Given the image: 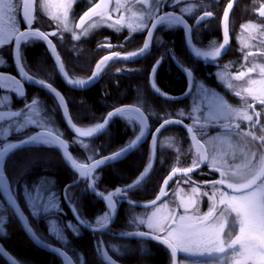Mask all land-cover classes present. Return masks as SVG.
<instances>
[{
	"label": "trees",
	"instance_id": "16d2710c",
	"mask_svg": "<svg viewBox=\"0 0 264 264\" xmlns=\"http://www.w3.org/2000/svg\"><path fill=\"white\" fill-rule=\"evenodd\" d=\"M252 1L258 0H239L232 12L231 29L234 28L235 24L239 25L243 21L253 19L255 14L253 12L254 6L251 5ZM227 2L228 0H201V2L189 3L188 5L180 2L179 6L172 7L168 0H159V5L153 0L152 5L155 9V16L164 12H174L182 16L192 28V45L202 51H208L209 46L217 48L221 43L219 24L223 8ZM90 6L89 0H76L73 9L70 11L71 20L68 22V30L60 36L57 35L52 38L65 71L72 79L90 77L98 60L113 51L123 55L129 51L138 50L142 47L147 32L146 28L139 32H130L131 30L127 29L128 31L115 33L110 28L102 26V28L93 30L86 36L81 35L79 40H74L73 33H81V30L75 28V24L79 22L80 15ZM184 7H191L192 11L182 13L180 9ZM127 10L125 9V11ZM205 11H212L213 16L206 18L197 25L196 20ZM37 17L40 19L39 22H43L44 19L47 20L40 13ZM154 18L151 16V19L147 20V27ZM33 27L37 26L33 24ZM18 28L19 30L24 28L21 20H19ZM50 28L47 30L52 31L53 29ZM236 31L233 30L229 33L230 47L226 55L216 62L204 64L192 58L188 53L184 44L183 30L179 26L169 29L160 25L154 32L151 49L147 56L131 63H109L101 72L98 82L83 91L71 90L61 82L50 59L48 49L42 42L33 41L30 44H22L21 54L30 74L51 83L63 95L69 115L77 126H93L95 123L102 122L107 113L114 108L135 104L141 106L148 118L150 130L153 132L164 118H179L177 114L181 109L188 113L189 104L191 113L190 95L193 91L192 89L190 95L179 102H169L157 98L149 86V76L156 60L160 59L161 56L164 57L155 73L154 82L162 92L171 97L184 94L188 86L187 79L175 64L183 69L187 68L191 72L194 87L200 82L207 87L217 88L216 71L239 73L247 66L245 62L246 53L241 45V39L235 41ZM157 38H162L164 43L159 44ZM106 43H111L112 48L102 46ZM1 56L8 67L0 69V73H11L12 44H8L6 51ZM173 56L176 59H173ZM117 69H121V71L117 72ZM221 90H223L224 97L228 101L227 93L223 88ZM24 92L25 96L18 106L17 99H14L13 103L10 102L11 106L23 110L25 102L30 103L33 98H37L44 114L50 116L54 126L64 134L63 138L69 143V151L80 162H89V157L94 154H96L95 158L110 155L125 146L139 133V126L134 128L119 117L112 121L107 131L101 136L91 141H85L88 144L86 149L83 145L75 142L74 137L64 126L60 106L50 94L31 86H24ZM21 119L23 117L17 118V120ZM183 120L189 125L192 124L189 120ZM2 122L8 123L9 121ZM32 128L29 127L24 130L25 134L35 133L36 131H33ZM22 134L20 132L16 137ZM5 142L14 141H4L3 143ZM189 150L191 148L184 131L177 126L166 127L158 136L156 162L151 174L139 187L130 191L127 198L136 203H146L154 199L163 179L171 169L189 159ZM149 163H151V151L149 141H147L124 159L96 170L98 180L95 182V190L107 193L115 191L117 187H124L135 180ZM3 167L10 182L15 186L18 204L34 231L53 247L66 252L75 264H77L76 256L79 255L82 257V264H104L102 257L98 254L97 247L98 242L101 241L103 242V249L120 264H164V262L167 264L162 251L164 249H159L156 244L117 237L122 232L145 231L143 225L129 223V221H135L143 210L132 208L124 202L118 206V213L113 225L105 232L90 233L79 228L77 235L67 229L66 222L76 223L70 215L69 209L72 208L69 203L64 201L62 194L65 186L73 184L78 176L67 169L56 148L33 146L15 151L7 158ZM42 177H47L53 181L54 188L61 193L60 207L62 212L33 217L24 199L23 186L31 187ZM70 191L81 216L86 221H94L96 216L104 211L101 202L88 190L86 180L81 179L79 183L73 185ZM0 205L5 206L2 199H0ZM6 215L8 217L4 225V233L6 234L0 235V246L17 264H63L55 255L35 247L30 242L15 215L11 212H7ZM50 218H55L57 223L59 222V226L64 229L65 241L59 242L49 233ZM150 250L160 251L156 253V256H150L148 255ZM0 264H7L1 256Z\"/></svg>",
	"mask_w": 264,
	"mask_h": 264
},
{
	"label": "snow or ice",
	"instance_id": "6c2138e0",
	"mask_svg": "<svg viewBox=\"0 0 264 264\" xmlns=\"http://www.w3.org/2000/svg\"><path fill=\"white\" fill-rule=\"evenodd\" d=\"M40 0H0V23H3L5 19L12 26V32L9 33L8 37L3 35L4 29L0 28V45L5 44L7 40L15 36V48H14V59L18 65V72L23 80L33 82L45 89H48L58 98V104L63 110V114L67 120V123L74 131V140L76 143L83 145L84 148H88V144L82 138H94L96 135L101 134L109 123L115 117L124 119L134 128L139 126V133L134 139H131L125 146L112 152L110 155H105L101 158H95L94 154L89 157V162H80L74 158L73 154L69 151V143L63 138V133L54 126L50 116L44 114L43 110L39 106L37 98H33L30 103L25 102L24 109L19 111L9 110L7 112L0 111V121L8 120L10 123L8 128L0 127V137H6L11 129H14L16 133L23 132L29 127H35L38 129L34 134H29L16 142H5L0 144V199L3 201V205L0 206V211L5 213L11 212L17 216L22 223L26 233L30 236L34 243L38 246L48 248L55 254H58L65 261L68 257L63 255L60 248L53 247L48 243L41 235L37 234L32 226L30 225L28 218L25 216L21 207L18 204V200L15 193V186L10 182L9 178L4 171V163L7 158L13 154L16 150L24 146H47L59 148L65 161L69 166L78 174V179L73 184L66 185L63 190V199L66 203H69L73 210L74 216L77 218V223L73 224L71 221L68 222L66 227L71 229L74 234H79L80 226L89 227L93 233L106 229L115 216L116 210L119 203L122 200H126L129 205H135V201L128 199V193L135 190L144 181L146 176L149 174V170L153 167L149 163L139 176L131 183L124 187H117L115 191H109L107 194L104 192H97L95 190V182L98 180L96 170L105 166L110 162L122 158L126 153L134 150L139 143L142 142L147 134V116L142 110L141 106L138 105H127L123 107H116L112 111L107 113V116L103 118L102 122L95 123L93 126L80 127L73 123L71 116L68 112V107L65 102L63 95L52 86L51 83L46 82L44 79L36 78L33 74L27 70L28 66L21 54V46L23 44H30L33 41H44L47 44L49 52L57 62L59 71L67 79V83L74 87H86L98 78L99 71L102 65L106 62L114 59H122L125 61L143 56L150 50V42L153 38V30L158 25L166 26L171 29L177 26H183L186 32L187 43L191 46V51L196 57L211 58L215 60L216 57L221 55V50L226 47L229 43V27L228 19L229 13L233 8V0H229L227 6L224 8L222 17V28H223V43L219 47L212 49L211 51H202L195 46H192L190 34L192 28L183 19L182 16L176 15L173 12H164L162 15L155 16V13L149 10L148 15L154 16L151 27H147L146 24H138L137 28L143 30L147 27V38L145 39L143 46L136 51H129L126 54L119 52H111L109 55L102 57L96 64V70H94L90 77L87 79H72L68 76L65 71L64 64L61 62V57L57 52L56 45L53 43L50 37L58 35V31H42L39 27H33L35 17L32 15L33 3H39ZM76 0H42L44 5L57 4L58 8L55 13L50 15V19L57 22V25L63 24L64 30H68L69 12L73 9V5ZM112 0H89L91 6L87 8L79 17V22L75 24L76 29H83L88 21H91L93 17H99L102 21H112L108 24V27L119 26L120 28L125 27L123 23L125 17L124 14H120L119 19L113 20L112 12H119V7L109 9L108 5ZM117 5H121L122 0H115ZM156 4L159 5V0H155ZM22 3L23 5V19L27 26L26 30H19L16 25L15 12L17 11L16 4ZM137 3L147 5L148 0H137ZM172 3L179 4L180 0H172ZM258 16L264 18V3H260L258 8L254 9ZM182 13H190L191 7L181 8ZM212 11H205L202 16L196 20V24L199 25L206 18L212 17ZM143 19V14H141ZM95 25H89L94 27ZM131 28V25H127ZM241 29L248 32L249 39H257L256 33L262 38L261 43H264V22L256 23L249 21L246 25H241ZM119 30V28L117 29ZM85 32L82 31L80 34L73 33V39L79 40L81 35ZM159 44H163L162 38H157ZM103 47L112 48L111 43L102 45ZM250 45L245 43L244 47L247 48ZM171 52V49H169ZM264 56V50L257 48L256 52L249 51L245 54V59L251 56ZM163 56L157 59L151 69L150 82L154 91L163 96L165 99H175L169 94L162 92V90L155 84L154 76L155 73L163 61ZM173 59H176L173 56ZM4 60L0 57V64H3ZM182 66V65H181ZM259 70L261 79H248L246 87L242 90L236 91L235 95L245 100V95L250 96L253 101L264 105V65L254 64L252 68H249L247 72H239L233 79L242 80L245 76L250 73ZM121 69H117L120 72ZM131 71V69H129ZM184 71L191 75V72L185 68ZM5 80L10 83H5ZM232 87L231 84L228 85ZM9 88L14 91L19 97H24L25 92L24 86L21 80L16 79L14 76L5 77L0 74V89ZM187 94V93H186ZM4 99H8L4 97ZM2 102V101H0ZM246 102V101H245ZM225 107L229 109L228 115L235 119H240L247 122H253V115L249 114L247 109H252L255 114V123L250 124V128H256L260 122L261 113L255 110L253 104L248 103L246 108L232 109L225 102ZM26 110V111H25ZM179 118L170 119L164 118L162 123L152 133V143H156L157 136L163 128L170 124H183V117L185 112L183 109L177 114ZM23 117L22 120L14 118ZM189 133H192L191 138L200 144V141L196 139V134L193 131L191 125H184ZM225 128L240 129L239 123H225ZM264 132V128L260 129ZM238 135L251 137L253 141H260L261 147H264V135L257 136L254 131H241ZM255 147V145H253ZM252 159L245 158V162L232 166L231 171H223L221 167L211 168L210 171H216L220 173V178L211 181H203V184L210 185V191H204L200 186L192 181L193 186L191 187V196L184 198L179 196V189L175 194L180 203L179 208L183 209V215H177L176 209H169L166 214L157 215L161 208L168 209L169 205L164 201V198L168 196V185L169 181L173 180L175 176L182 175L187 179L183 180V183L188 184L191 180L190 174L196 169L200 168L201 164L207 157H201L200 159H194L191 166L188 167H174L171 169L168 176H166L160 186L159 193L154 199L148 201L143 205L144 208H152L153 211L146 216V218L137 217L135 221H129V223H136L144 225L148 231H128L119 233L123 237H141L155 240L158 243L165 245L171 250V256L173 264H176L177 253H184L187 257H199V260H192L191 264H216L217 261L220 264H264V155H260L258 159L257 151L251 152ZM256 162L253 163V160ZM23 175V173H21ZM18 179V178H17ZM81 179L88 181V190L95 192L97 197L102 198L107 205V211L102 215L98 216L95 221V226L86 221L80 214L79 208L77 207L76 201L73 199L70 189L74 184L79 183ZM181 183V181H177ZM223 189H231L232 195ZM24 199L30 209L33 217L40 215H51L53 213L62 212L60 207L61 193L54 188V182L47 177L40 178L31 187L28 185L23 186ZM206 196L210 201V206L207 212L201 215H189L190 212H199V201L197 197ZM220 206H224L217 216V210ZM235 213L237 222L239 223V234L231 239L230 243L225 244L221 239V233L224 232L226 219L225 214ZM7 215H0V233H4V225L7 222ZM186 221H194L196 226L193 227L191 224H186ZM49 233L53 235L59 241H65L64 229L58 225L55 218L49 220ZM103 242H98V251H103ZM115 248V246H113ZM230 253V255H229ZM103 259L107 261V264H115V261L108 255L107 252H103ZM13 264L15 262L13 261Z\"/></svg>",
	"mask_w": 264,
	"mask_h": 264
},
{
	"label": "rangeland",
	"instance_id": "374dc122",
	"mask_svg": "<svg viewBox=\"0 0 264 264\" xmlns=\"http://www.w3.org/2000/svg\"><path fill=\"white\" fill-rule=\"evenodd\" d=\"M152 1L153 0H148V4L144 5V4L137 3V0H122L121 5H117L115 0H112V2L110 3L109 9L111 10V9L117 8V7H119V9H120L119 12L113 11L111 13L113 16V20L119 19L120 14L123 13L124 17H125L123 23L125 24V27H123V28H120L119 26L108 27V24L112 23V21L105 22V21H102L99 17H93L91 21H88L85 24L83 29H79V30H81V32L82 31L85 32L84 36H86L88 33L92 32L93 30L102 28V26L110 28L115 33H120L122 31H128V30H131L130 32H132V31L133 32L143 31L147 27H145L143 30H140L137 28V25L138 24H146L147 20L149 21L151 19V16L148 15V12H149V10L153 13L155 11L154 6L152 5ZM160 1H165V0H160ZM168 2H169V5L172 7L173 6H179L178 4L174 5L172 3V0H168ZM180 2L188 5L189 3L195 4L197 2H201V0H180ZM21 7H22V3L16 4L17 11L15 12V17H16L15 23L17 26L19 25V20H21V16H20ZM57 8H58L57 4L53 3L51 5H44L42 3V0H40L39 3H33L31 11H32V15L35 17L34 22H33L34 26L39 27L42 31H46L49 27H51L50 29L58 31L59 36L62 33H64L65 30H64L63 24H60L58 26L56 21H53L52 19H50V15L55 13ZM125 9H128V10L125 11ZM39 13L41 15H43L47 20L44 19L43 22H39L40 19H38V17H37V15ZM141 14H143V19L140 18ZM70 20H71V17H70V12H69V22H70ZM129 24L131 25V28H129L127 26ZM89 25H95V26L89 27ZM0 28L4 29L3 35L5 37H8L9 33L12 32V26L7 22V19H5V21L3 23H0ZM118 28H119V30H117ZM231 30H237L235 33V41H237L238 39H241V45L243 47V50L246 49L244 47V44L245 43L248 44V42L251 40V39H249L248 32L243 31L241 29V25H237V24H235L234 28L232 27ZM256 36H257V39H256L257 40V48L264 50V47L261 46V42H260L261 37L259 36L258 33H256ZM14 37L15 36L13 35L12 38L7 40V42L5 44L0 45V57H2L1 54L6 51V47L8 46V44L9 45L12 44ZM214 48H215L214 46H209L208 51H211ZM256 61H257L256 59L249 58V68H252L250 66L251 63L256 62ZM261 62L264 65V56H261ZM262 64H260V65H262ZM7 67H8V65L6 64V62L4 60V63L0 64V69L7 68ZM0 74L6 75L5 73H0ZM236 74H238V73H232V72H228V71H226V72L216 71L215 79H216L217 84H218L217 88L216 87H212V88L207 87L205 84L200 83V82H198L195 85V87L193 86V91L190 95L191 113H190V104H189V112L185 113V116L182 119L189 120L190 122H192V124H190V125L192 126L193 131L197 134V137L201 138L202 141L205 143L207 151L212 152V149L226 150L225 138H227L228 136H234L235 138H240V140H242V138H246V136H242V134L238 135L237 134L238 132L237 133H231V134L219 133L218 135H216L215 134L216 131L214 132V134L211 138H207V137L203 138L204 130L206 129V128H204V126H208L209 130L212 131V124L216 121H222L225 123L233 122V117L228 115L229 109L227 107H225L226 99L224 97V92H223V90H221V88H223L225 90V92L227 90L228 92H231V93H235L236 91H240V90H242L240 82L242 80L246 79L247 77H250L251 75H258L259 70L257 69L256 71L252 72L250 75L245 76L244 79H242V80L233 79V77ZM229 84L232 85L231 88L228 87ZM0 93L1 94L5 93V96L8 98V99H6V102H5V100H2V98L0 97V101H2V102H0V111L7 110L8 108L6 105H9L10 107H12L10 104V100L12 99V97H15L14 99H19V96L14 91L10 90L9 88L0 89ZM242 95H245V100H242L241 97L238 96L239 99L237 101H233V104L227 103V102H226V104L228 106H230L232 109L246 108L245 105L248 102V96L246 94H243V93H242ZM236 102H238V104H240V105H236ZM225 118H227V120L223 121ZM8 125H9V122L8 123L0 122V127L7 129ZM223 129L224 128H222L221 131H223ZM32 130L38 131V129L35 127H33ZM22 133H23L22 135H19V137H16L19 133H16L14 129H11L9 131L8 136L0 137V139L7 140V141H14L17 138H20V137L23 138V137L28 135V134L26 135L24 131ZM261 134L263 135L264 132H262ZM247 139H249V147L252 146V148L242 149L243 150L242 154L244 156H246L248 159H252L251 152L254 150L255 151H262L261 155H264L263 147H261V146L258 147L256 141H253L252 138H247ZM253 145H255V147H253ZM257 157H259L258 152H257ZM222 170H224V168H222ZM228 170H229V168H228ZM105 194H107V193H105ZM171 200L172 199H168L167 203H169ZM172 208H174V209L177 208L176 200H173L172 205L169 209H172ZM165 210H166L165 208H161L160 212L157 215L164 214L163 212ZM152 211L153 210L142 211L139 214V217L140 218H146V216L148 214H150ZM182 214H184V213H182ZM196 214H197L196 212L189 213V215H196ZM0 215H6V213L3 211H0ZM95 221H96V219L92 222H89V223L94 226ZM67 224H68V222L65 223V226ZM58 225H60L59 222H58ZM143 229L145 231H148V229L144 225H143ZM69 230H71V229H69ZM0 235H2V233H0ZM57 241H59V240H57ZM59 242H62V241H59ZM180 254L183 256L185 255L184 253H180Z\"/></svg>",
	"mask_w": 264,
	"mask_h": 264
},
{
	"label": "flooded vegetation",
	"instance_id": "af4514ba",
	"mask_svg": "<svg viewBox=\"0 0 264 264\" xmlns=\"http://www.w3.org/2000/svg\"><path fill=\"white\" fill-rule=\"evenodd\" d=\"M260 3H264V1L258 0V1H252L251 2V5L254 6L253 12H254L255 16L253 17V19L247 20V21H243L239 25H246V24L249 23V21L256 22V23L264 22V18L259 17L258 13L254 10L255 8L259 7ZM225 6H224V8H225ZM224 8H223V10H224ZM228 27H229V33H230V31H233V30L230 29L231 28L230 19H229V22H228ZM261 31H264V29H261ZM190 37H191V33H190ZM261 39H260V42H261ZM248 44L250 46L247 47L246 49H244L245 53H247L249 51L256 52V50H257V40L256 39L255 40L251 39L248 42ZM261 46L264 47V43H261ZM249 58L257 60L256 62H252L251 63V65H250L251 67H253L254 64H262L261 56H259V55L251 56ZM249 58H247V60L245 59V62L247 64V66L244 67L242 72H247V70L249 69ZM11 61H12V57H11ZM5 74L7 76H14L16 79H18V77L16 75V72L14 70V67H13V62H12V65H11V73H5ZM250 78L251 79H261L260 74L251 75L250 77H247L246 79H244V80H242L240 82L241 88L248 86L247 85V81ZM7 83H10V82L8 81ZM23 86H27V85L23 84ZM23 90H24V88H23ZM226 92H227V97H228V103H232L233 104V101H237L239 99L238 96L235 95V93L228 92L227 90H226ZM0 97L2 98V100H5V102H6V99H4V97H6L5 94H0ZM22 100H23V97H19V99H17V101H18L17 106ZM13 101H14V98H12L10 100V102H12V103H13ZM248 103L253 104L254 107H255V110L257 112L261 113L260 122H259V124H258V126L256 128H250V124L251 123H255L256 119H255V114L253 113L252 109H247V111L249 110L248 111L249 114L253 115V122H247V121H243V120H240V119L234 120L231 123H239L241 125V128L238 130V129H234V127L233 128H225L224 127L225 122L216 121V122H214L212 124V133H211V130H209V131H207L205 133L207 135V138L212 137L215 131H216V133H215L216 135H218L219 133H224V134L237 133V132H241L242 130L243 131H254L257 136L262 135L261 134L262 132L260 131V129L264 128V105H260L259 103H256L255 101L252 100V98L250 96H248L247 104ZM247 104L245 105V107L247 106ZM236 105H240V104H238V102H236ZM6 106H7L8 109L7 110H3L4 112H7L9 110L19 111V109H17V108L10 107L9 105H6ZM14 119H17V118H14ZM225 120H227V118H225L223 121H225ZM5 121H8V120H5ZM222 128H224L223 131H221ZM247 138H251V137L242 138V140H240V138H235L234 136H228L227 138H225L226 150L212 149V152L207 151L205 143L202 141V139H199L200 142L202 143V145L205 146V150H206L207 159H206V162H205V166L203 168H199L197 171H195V172L190 174L191 180L189 181L188 184L183 183V180L187 179L186 177H183V176L177 177L174 180H172L171 183L168 185V192H169L168 195L169 196H167L166 199L163 202H167L168 199H172L168 203L169 204V208H170L171 205H172L173 200H176V203H177V208H176L177 215H183L182 214L183 213V209L178 207L180 201H179V199H177V196L175 195L178 192V190L179 189H183V191H179V196L180 197H184V198L190 197L192 195L191 191H190L191 187L193 186L192 181H195V184L197 186H200L204 191H210L211 190V186L203 184L202 182L203 181L216 180V179L220 178V173L216 172V171H210V167L211 168L221 167V168H224L223 171L228 172V171L232 170V166L245 162V157L246 156H244L242 154V152H243L242 149L252 148V146L249 147V139H247ZM18 139H21V138H17L16 140H14V142L18 141ZM4 141H7V140L0 139V144H2ZM256 143H257L258 147L261 146V142L260 141H256ZM40 146H43V145H40ZM45 147H47V146H45ZM263 151H264V147H263ZM257 152L259 153V156L262 153V151H257ZM189 153H190L189 159L186 160V161H183L182 163H180L178 166L176 165L175 167H188V166H191V164H192L194 159L198 160L201 157H203V154H202L201 150H193L191 148V150H189ZM258 158L259 157H256V159H258ZM256 159L253 160V163L256 162ZM228 168H229V170H228ZM177 181H181V183L178 184ZM227 192L229 193V195H232L231 192H229V191H227ZM197 200L199 201V209L200 210H199V212H196L197 213L196 215H201L204 212H207L208 209H209V206H210V201H209L208 197H206V196L197 197ZM124 201L125 200H122L119 203L118 206H120ZM101 204L104 207V211L101 212V214L98 215V216L103 215L107 211V207L102 202H101ZM223 208H224V206H220V208L217 210V216H219V212ZM168 209H166L163 213L166 214ZM150 210H152V209H150ZM150 210H143V211H150ZM190 213H192V212H190ZM98 216H96V218ZM225 219H226V224H225L224 232L221 233V239L225 242V244H227V243H230L231 239H234L235 236L239 234V223L237 222V217H236L235 213H231V214L226 213L225 214ZM185 223L186 224H191V225H193V227L196 226L194 221H186ZM90 233H93V232H90ZM151 244H156V243H151ZM157 246L161 250H162V248L164 249L162 251H163V254L165 255L166 262H167V264H171V256H170L169 252L164 247H161L160 245H157ZM158 251H160V250H156V251L150 250L148 252V255L156 256V253ZM98 254L103 259V256H102L100 251H98ZM177 254H178V258H179L178 264H191L192 260L201 259L199 257H187L186 254L183 256V255L180 254V252H178ZM229 255H230V253H229ZM76 257H77V264H82V257L80 255L76 256ZM164 264H165V262H164ZM216 264H220V262L217 261ZM230 264H234V262H230Z\"/></svg>",
	"mask_w": 264,
	"mask_h": 264
},
{
	"label": "water",
	"instance_id": "95a60500",
	"mask_svg": "<svg viewBox=\"0 0 264 264\" xmlns=\"http://www.w3.org/2000/svg\"><path fill=\"white\" fill-rule=\"evenodd\" d=\"M237 1H238V0H233V8L231 9V11H230V13H229V17H230V15H231V13H232V11H233V9H234V7H235ZM109 6H110V4L108 5V7H109ZM226 6H227V5H226ZM223 12H224V11H223ZM22 13H23V5H22V7H21L20 16H21V21H22L23 26H24V28H23L22 30H26L27 26H26V24H25V22H24V19H23V15H22ZM174 14H176V13H174ZM160 15H162V14H160ZM176 15H178V14H176ZM158 16H159V15H158ZM179 16H180V15H179ZM222 17H223V13H222L221 20H220V33H221V36H222V39H221V40H222V43H223V39H224V37H223V28H222V23H221V21H222ZM151 23H152V22H151ZM151 23H150L149 27H151ZM158 26H159V25H158ZM158 26H157V27H158ZM179 27L183 30L184 44H185V47H186L188 53L190 54V56H191L192 58H194V59L197 60V61L203 62V63H205V64L216 62V61L220 60V59L226 54L227 50H228L229 47H230V38H229V43H228V45H226V47H225L224 49L221 50V55L218 56V57H216L215 60H212L211 58L196 57V56L194 55V53L191 51V46L187 43V38H186V32H185V29L183 28V26H179ZM156 29H157V28H156ZM156 29L153 30V35H154V32H155ZM188 35H190V34H188ZM52 38H53V37H50V39H52ZM146 38H147V32H146V35H145L144 41H145ZM144 41H143V43H144ZM40 42H42V43L47 47L46 42H44V41H40ZM151 42H152V40H151ZM151 42H150V45H151ZM142 46H143V44H142ZM14 48H15V37H14V39H13V41H12V62H13V67H14V70H15V72H16V75H17L18 79L21 80V82H22L24 85L31 86V87H33V88H35V89H38V90H40V91H43V92H46V93L50 94V95H51V96L57 101V103H58V98H57L53 93H51L48 89H45V88H43L42 86H39V85H37V84H35V83H33V82H30V81H27V80H23V79L21 78V76H20V74H19V72H18V65L15 63V59H14ZM47 49H48V47H47ZM48 52H49V49H48ZM149 52H150V50H149ZM149 52H148V53H149ZM148 53L145 54V55H143V56H140V57H137V58H134V59L128 60V61H125V60H122V59H114V60H112V61H108V62H106L105 65H102V66H101V69H100L99 73H101V71L104 69V67H105L106 65H108L109 63H111V62H118V63H131V62H134V61H136V60H139V59H141V58L147 56ZM108 55H109V54H108ZM49 56H50V59H51V61L53 62L54 66H55L56 72H57V74H58V76H59L61 82H62L67 88H69V89H71V90H75V91H76V90H78V91H83V90H86V89L92 87L93 85H95V84L98 82V80H99V75H98V78H97L96 80H94L92 83L88 84L86 87L80 88V87H74V86H72V85H69V84L67 83V79L65 78V76L59 71V68H58V66H57V62L55 61L54 57L52 56V54H51L50 52H49ZM101 59H102V58H100L98 61H100ZM96 64H97V63H96ZM96 64H95V66H94V68H93V71L96 70ZM175 65H176V67L178 68V70L181 72V74L184 75L185 78H186L187 81H188V88H187L186 92H185L184 94L178 96V97H174L175 99H171V100H169V99H165L163 96L157 94V93L154 91V89H153V87H152V85H151V82H150V76H149V86H150V90L152 91V93H153L157 98L162 99V100H165V101H169V102H179V101H183L184 99H186V98L189 96V94H190V92H191V89H192V84H193V77H192V74H191V75H188V74L184 71L183 68H181V67L178 66L177 64H175ZM93 71H92V72H93ZM91 74H92V73H91ZM150 74H151V73H150ZM3 76L8 77L7 75H3ZM7 82H8V81L5 80V83H7ZM186 93H187V94H186ZM122 107H123V106H122ZM60 109H61V115H62V121H63V124H64V126L67 128V130L69 131V133L74 137V131H73V129L70 127V125L67 123V120H66V118H65V116H64V114H63V110H62L61 107H60ZM116 118H118V117L113 118L112 121H113L114 119H116ZM255 119H256V117H255ZM112 121H111V122L109 123V125L106 127V130H104L101 134L96 135L94 138H82V139H84V141H91V140H93V139H95V138L101 136L104 132L107 131V129H108V127L110 126V124L112 123ZM184 125H188V124L185 123V122L183 121V124H170V125H168V126H177V127H180V128L184 131V133L186 134L187 139H188V141H189L191 147H192L194 150H201V151H202V154H203V157H206V150H205L204 146L202 145V143L200 142V144H197L196 141L193 140V139L191 138L192 133H189ZM168 126H166V127H168ZM257 126H258V124H257ZM257 126H256V127H257ZM166 127H165V128H166ZM165 128H163V129L161 130V132H162ZM146 131H147L146 136L144 137V139L142 140V142L139 143V144L137 145V147L134 149V150H136V149L140 148L145 142L149 141L150 151H151V164L153 165V167L149 170V174L146 176V178L144 179V181L149 177V175L151 174V172H152V170H153V168H154L155 161H156V145H157L158 136H159V134L161 133V132H160V133L158 134V136H157V140H156V143L153 145V143H152V135L150 134V128H149V122H148V119H147V130H146ZM154 132H155V131H154ZM33 134H34V133H33ZM196 139H197V137H196ZM197 140H198V139H197ZM30 147H33V146H24V147H22V148H20V149H18V150L26 149V148H30ZM54 148H55V147H54ZM56 149L58 150L59 155H60V157H61L63 163H64L65 166L67 167V169L70 170L72 173H74L76 176H78V174H77V173H76V172H75V171L69 166V164L65 161V159H64V157H63V155H62L61 150H60L59 148H56ZM18 150H16V151H18ZM134 150H132V151L126 153L125 155L122 156V158L116 160L115 162L124 159L126 156H128L130 153H132ZM205 162H206V159L204 160V162L202 163V165L200 166V168H203V167L205 166ZM112 163H114V162H110V163H108V164H106V165H109V164H112ZM106 165H105V166H106ZM102 167H104V166H102ZM102 167H101V168H102ZM99 169H100V168H99ZM198 169H199V168H198ZM198 169H196L195 171H197ZM97 170H98V169H97ZM195 171H194V172H195ZM169 173H170V172H169ZM169 173H168V174H169ZM168 174H167L166 176H168ZM181 176H182V175L175 176V177L173 178V180H174L175 178H177V177H181ZM84 180H86V179H84ZM163 180H164V179H163ZM86 181H87V180H86ZM144 181H143V182H144ZM171 181H172V180H171ZM171 181H169V183H170ZM143 182H142V183H143ZM162 182H163V181H162ZM87 183H88V181H87ZM161 184H162V183H161ZM220 187L223 189V186H220ZM223 190H225V191H229V192L232 193L231 189H223ZM90 193H91V194H92L97 200H99L100 202H102V203L107 207L106 202H105L102 198L97 197V195L95 194V192H93V191L90 190ZM158 193H159V192H158ZM165 198H166V197H165ZM165 198H164V200H165ZM124 203L127 204L128 206L132 207V208H136V209H139V210H149V209H152V208H147V209H146V208L143 207V205L146 204L147 202H146V203H135V205H129V204L126 202V200H125ZM69 210H70V215H71L73 221H74L75 223H77V218H76V216H74V214H73V210H72V209H69ZM107 210H108V209H107ZM117 213H118V208H117V210H116L115 216L113 217V219H112L111 222L109 223L108 227H107L106 229H103V230H101V231H97V232H95V233H102V232H105L108 228H110V227L113 225V223H114V221H115V219H116ZM16 217H17V216H16ZM17 219H18V221L20 222V220H19L18 217H17ZM20 224H21V228H22V230L24 231V234L27 236V238L30 240V242H31L35 247H37V248H39V249H42V250H45V251H47V252H49V253L55 255L57 258H59V259L61 260V262H63V264H74V263L72 262V259L70 258V256H69L68 254H66L64 251L61 250V251L63 252V255L66 256V257H68V260H67V261H65L64 259H62V257H61L60 255L55 254L53 251L49 250L48 248H44V247L38 246L36 243L33 242V240L30 238V236L26 233V231H25V229H24V227H23V225H22L21 222H20ZM80 228H82V229H84V230H86V231H88V232H93V231H92L89 227H87V226H80ZM117 237L120 238V239H127V240H141V241H146V242H149V243H156V244H159L160 246L164 247V248L169 252V254H170V256H171V250L168 249L165 245H162V244L158 243V242L155 241V240H151V239H149V238H141V237H123V236H120V235H117ZM103 252H106L105 249H103V251H102V255H103ZM0 256L3 258V260H4L7 264H13V261H14V260H13V259H12V258H11V257H10L5 251H4V250H3V248H2L1 246H0ZM178 260H179V258H178V254H177V257H176V264H178ZM14 262H15V261H14ZM104 263L107 264V261L104 260ZM15 264H17V263L15 262ZM115 264H120V263L115 262ZM171 264H173L172 256H171Z\"/></svg>",
	"mask_w": 264,
	"mask_h": 264
}]
</instances>
